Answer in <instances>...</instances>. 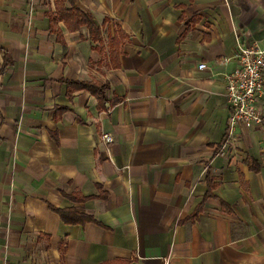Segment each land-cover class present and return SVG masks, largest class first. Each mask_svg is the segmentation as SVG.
<instances>
[{"label": "crops", "instance_id": "1", "mask_svg": "<svg viewBox=\"0 0 264 264\" xmlns=\"http://www.w3.org/2000/svg\"><path fill=\"white\" fill-rule=\"evenodd\" d=\"M241 44L264 0H0V264H264Z\"/></svg>", "mask_w": 264, "mask_h": 264}, {"label": "built area", "instance_id": "2", "mask_svg": "<svg viewBox=\"0 0 264 264\" xmlns=\"http://www.w3.org/2000/svg\"><path fill=\"white\" fill-rule=\"evenodd\" d=\"M235 57L238 66L226 77L230 135L239 123L264 128V48L257 44H241ZM222 62L227 63L228 59ZM205 68V64L199 66L201 70ZM104 137L111 141L109 136ZM229 145L227 139L221 154H225Z\"/></svg>", "mask_w": 264, "mask_h": 264}, {"label": "trees", "instance_id": "3", "mask_svg": "<svg viewBox=\"0 0 264 264\" xmlns=\"http://www.w3.org/2000/svg\"><path fill=\"white\" fill-rule=\"evenodd\" d=\"M59 15L61 16V18L65 19L66 22H70L69 25L71 26H72L71 22H74L76 20L77 24L74 28H80L83 25H87L90 28H94L92 17L78 8H74L69 11L66 10L65 14H62L61 11Z\"/></svg>", "mask_w": 264, "mask_h": 264}]
</instances>
